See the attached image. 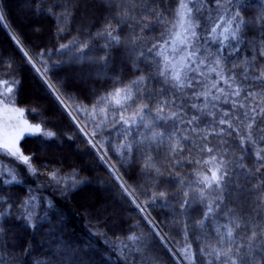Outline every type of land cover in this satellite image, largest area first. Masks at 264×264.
Wrapping results in <instances>:
<instances>
[{
    "label": "trees",
    "instance_id": "obj_1",
    "mask_svg": "<svg viewBox=\"0 0 264 264\" xmlns=\"http://www.w3.org/2000/svg\"><path fill=\"white\" fill-rule=\"evenodd\" d=\"M174 4L0 0V81H7L0 84V99L11 86L8 106L22 110L28 124L53 133L26 132L19 148L31 157V172L18 164L15 180L0 175V211L8 210L0 217L2 264H207L212 258L206 253L233 218L242 225L236 233L244 231V222L257 231L264 228V159L257 157V152L264 156V115L250 113L255 143L245 139L241 144L248 123L243 113L259 103V96L245 98V93H264L253 79L258 69L244 76L249 63L264 64L259 55L264 0H242L241 15L249 24L238 47L201 35L210 39L202 41L201 56L207 50L209 58L223 57L224 72L244 88L240 97H230L238 104L227 105L221 117L233 128L221 124L218 131L198 124V113L196 119L184 114L181 89L159 74L162 59L152 45L163 42ZM78 74L96 78L82 84ZM125 86L133 90L129 104L146 105L145 124L132 129L119 122L120 109L108 105L105 118L97 103ZM204 104L202 97L196 109ZM160 107L164 111L158 115ZM152 133L163 137L154 139ZM125 144L130 150L120 147ZM213 155L223 161L222 180L219 188L204 189L197 173L210 174L204 161ZM26 211L32 213L30 220ZM187 245L194 262L183 255Z\"/></svg>",
    "mask_w": 264,
    "mask_h": 264
},
{
    "label": "snow or ice",
    "instance_id": "obj_2",
    "mask_svg": "<svg viewBox=\"0 0 264 264\" xmlns=\"http://www.w3.org/2000/svg\"><path fill=\"white\" fill-rule=\"evenodd\" d=\"M144 2V0H140ZM211 2L214 4L216 12L215 16L209 15L207 21L202 29L203 32L210 35L214 40L220 42L222 46L225 45L226 41L236 42L237 47L241 42L245 40V36L242 34L243 29L249 24L244 19L241 13L245 10L242 7V0H175L174 11L172 13L171 27L167 29V34L163 39L162 43H154L152 47L157 48V55L162 57V64L158 68L159 74L165 77L166 81L173 82V87L177 89H183L185 87H192L193 83L197 84L200 91L196 92V98L199 99L201 96L204 97V107L208 106V102L220 99L224 97H240L244 88L241 84L236 83L234 75L226 74L221 66V60L223 57L216 56L209 58L207 50L205 55L200 54V45L198 43L199 34L197 28L200 27L202 17L200 12L207 3ZM264 8V4H262ZM51 12V9H49ZM67 9L64 10L65 14ZM123 15H127L131 18L130 13H125L121 10ZM3 14L0 13V21H3ZM259 19L264 20V11H262ZM256 18L253 19L252 24L254 25ZM260 31L264 32V25L260 26ZM111 35V32H108ZM113 39H118L113 37ZM264 40V38H262ZM86 46V45H85ZM63 47H67L66 45ZM231 51V49H230ZM27 55V53H25ZM259 55L264 57V45H262ZM256 58L253 57V60ZM255 67L258 69V74L253 77L255 81H259L258 87L264 89V64H253L249 63L245 68V79L248 78L247 72L250 68ZM212 74L217 77L216 80L210 81ZM143 78H141L142 80ZM223 82L227 86V91L224 87H220V83ZM0 84H7V81H0ZM133 84L139 85L140 81H134ZM215 90L218 95L213 94ZM12 92V87L8 86L4 89L2 95L4 99H0V104L3 105V112L5 113L3 122L0 123V150L4 153L9 154L18 160L22 161L25 165L31 167V157L25 156L19 148V140L22 138L24 133L30 134H44L52 136L51 132H44L39 126H33L28 124L23 119L24 113L22 110L9 107L7 101L8 94ZM259 96V103H255L248 111L243 113L244 119L248 120L245 125L247 136L241 139V144L247 139L249 142L255 143L252 140L251 129L255 122V115H264V93L257 94L254 91H247L245 98L253 97L254 99ZM133 101V90L132 86H125L115 89L113 92L108 93L106 96L101 97L98 104H102L100 113L107 118L108 105L114 108L120 109L118 113L119 122L126 126L128 129H132L137 124H145V107L142 102L137 103L134 107L129 104ZM227 102V100L225 101ZM232 103L235 105L237 101L233 100ZM196 107L195 104L192 105ZM241 108L245 105L240 104ZM129 108L132 110L129 112ZM93 114L96 109L93 108ZM151 110H149L150 113ZM164 111L163 107L158 108V115ZM254 113L255 115H250ZM175 114H173L174 117ZM227 116L228 113H225ZM116 117H113V121L116 122ZM190 123V121H189ZM220 124H228L231 129L233 125L230 121L221 119ZM99 126V125H98ZM130 132H125V135H129ZM152 137L155 139L157 136L163 137V133H152ZM95 146V145H94ZM121 148L129 149L131 144L121 145ZM175 150V149H174ZM206 151L213 152L212 148H206ZM264 151V149H262ZM257 157L264 159V156H260L257 152ZM199 163V161H197ZM204 164L210 165L208 168V174L197 173L200 176L198 183L204 186V189H212L213 185L219 188L222 180V168L223 161L217 162L215 155L209 160H205ZM148 166V165H146ZM35 172V169H32ZM226 174V173H225ZM11 175V173H9ZM15 180V176H12ZM52 179H56L53 175ZM118 179V177H117ZM127 191V189H125ZM161 197L165 194L159 193ZM200 195L203 196L204 192L201 190ZM30 201H25V205ZM139 207V205H137ZM7 209L0 211V217L7 213ZM213 211L212 207H208V212ZM27 219H31L32 213L26 211ZM223 234H218V244L210 246V250L206 253L212 259L207 261V264H213L214 261L219 264H258L257 256L259 259H264V228L257 231L248 222H244L243 229L239 233L234 230L241 229V222L233 218L225 226ZM2 231V229H0ZM131 241H136L138 237H128ZM127 247V246H125ZM203 253V250H201ZM183 255L190 261L194 262V255L191 251V246L187 245L182 250ZM3 258L0 257V264H2Z\"/></svg>",
    "mask_w": 264,
    "mask_h": 264
},
{
    "label": "rangeland",
    "instance_id": "obj_3",
    "mask_svg": "<svg viewBox=\"0 0 264 264\" xmlns=\"http://www.w3.org/2000/svg\"><path fill=\"white\" fill-rule=\"evenodd\" d=\"M210 3L211 2L207 3L205 5V7L202 8V10L200 12V16L202 17V19L200 22V27L197 28V32L199 34L198 43L200 46L203 45V42H202L203 40L208 42L207 44H209V42H210L209 38H206V37L204 38L201 36V35H203V36L208 35L207 33L202 31L204 24L207 21V17L209 15L215 16V12H216L215 6L214 5L212 6ZM17 44L19 45L18 42H17ZM19 47L23 50V52H25V50L20 45H19ZM27 57L34 64V66L39 70L36 62L28 54H27ZM161 59H162V57H161ZM40 74L42 75V73H40ZM42 77H44V76H42ZM76 77H77L76 80L82 84H88L87 82L90 79L96 78L94 76L93 77H91V76L90 77L89 76L81 77V76H79V74ZM44 79H45V77H44ZM164 79H165V77H164ZM212 80H216L215 74L211 75L210 81H212ZM45 81L47 83V79H45ZM169 82L171 83V81L165 80V83H167L168 85L170 84ZM49 87H50V85H49ZM224 88L227 91V86ZM176 90H178V89H176ZM200 90H201V88H199L197 86V84H195V83H193L192 87H190V88L185 87V88L181 89L180 95H178V97L180 98L179 107L181 108V111L184 114L188 113L189 118L196 119L197 118L196 115L198 113V120H197L198 124L199 123L203 124V126L209 128L210 130H213V131L217 130L218 131L221 128V124L219 123V121L221 120V117L223 116V113L225 112V107L228 108L227 105L228 106L234 105L232 103V101L234 99H231L230 97H226L227 102H225L226 100H225V97L223 96V98L220 97V99L215 100V101L210 100L208 102L207 107H204V105H202L199 109H196L197 104L200 103V101L202 99V96L199 99H197L195 93L200 91ZM54 93L57 95V93L55 91H54ZM215 95H217V94H215ZM58 98L61 102L64 101L59 96H58ZM193 104H195L196 107H193L192 106ZM236 104H238V103H236ZM63 105L66 109H68L67 105H65V104H63ZM69 113L73 116V113H71V112H69ZM4 116H5V113L3 112V105L0 104V123L3 122ZM24 135H25V133H24ZM20 140H19V142H20ZM18 164L25 166L31 172V170L29 169L30 167L28 165H25L24 163H22V161L18 160L17 158H15L9 154L4 153L3 150H0V175L1 176L6 175V174L9 175V173H11V175H13L15 173H19V170H18L19 165ZM20 177H24V176L22 175ZM139 209L145 214L144 210L141 207Z\"/></svg>",
    "mask_w": 264,
    "mask_h": 264
}]
</instances>
